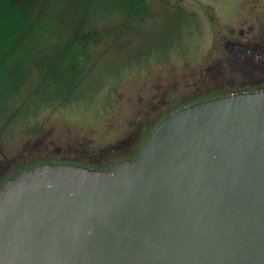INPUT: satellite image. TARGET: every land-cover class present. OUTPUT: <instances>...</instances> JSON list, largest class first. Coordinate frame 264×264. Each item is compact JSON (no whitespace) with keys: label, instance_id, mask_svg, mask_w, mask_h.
Listing matches in <instances>:
<instances>
[{"label":"water","instance_id":"obj_1","mask_svg":"<svg viewBox=\"0 0 264 264\" xmlns=\"http://www.w3.org/2000/svg\"><path fill=\"white\" fill-rule=\"evenodd\" d=\"M0 264H264V90L183 106L106 168L5 179Z\"/></svg>","mask_w":264,"mask_h":264},{"label":"rangeland","instance_id":"obj_2","mask_svg":"<svg viewBox=\"0 0 264 264\" xmlns=\"http://www.w3.org/2000/svg\"><path fill=\"white\" fill-rule=\"evenodd\" d=\"M145 3L149 11L143 20L108 16L80 31L82 45L64 63L76 71L91 67L93 78L64 104L48 101L58 85L40 71L58 61L75 17L62 0L39 1L36 12L51 20L48 33L41 35L33 58L0 68V74H10L0 94V185L40 163L103 169L132 159L173 111L251 90L249 82L256 80L232 71L225 44L242 40L241 32L251 37L261 29L264 0Z\"/></svg>","mask_w":264,"mask_h":264},{"label":"trees","instance_id":"obj_3","mask_svg":"<svg viewBox=\"0 0 264 264\" xmlns=\"http://www.w3.org/2000/svg\"><path fill=\"white\" fill-rule=\"evenodd\" d=\"M40 0H0V68L7 67L10 62L18 59L33 58L34 50L39 43L41 35L47 34L51 20H46L42 11L36 12ZM64 8L73 12V20L70 31L71 39L68 40L65 49L58 56V61L40 71L42 78L53 76L57 89L50 95L48 101H60L64 104L72 101L81 94V89L86 90L84 83L91 76L88 71L81 67L79 71L72 70L69 63H64L69 54H75L76 48L82 45L79 37L81 30L88 29L91 23H96L108 16L121 15L125 20H143L148 16L149 8L145 0H62ZM44 65L45 62L41 61ZM60 64L59 68H56ZM59 69V70H58ZM19 69L12 72L17 76ZM10 77L9 73L0 74L3 81V89ZM99 77H98V79ZM95 82L96 78L93 80ZM5 85V86H4ZM47 100V99H46Z\"/></svg>","mask_w":264,"mask_h":264},{"label":"flooded vegetation","instance_id":"obj_4","mask_svg":"<svg viewBox=\"0 0 264 264\" xmlns=\"http://www.w3.org/2000/svg\"><path fill=\"white\" fill-rule=\"evenodd\" d=\"M242 40L228 41L225 44L232 55V71L237 70L244 78L256 80L251 90L254 92L264 90V25L251 37L241 32ZM244 69L245 73L241 70Z\"/></svg>","mask_w":264,"mask_h":264}]
</instances>
